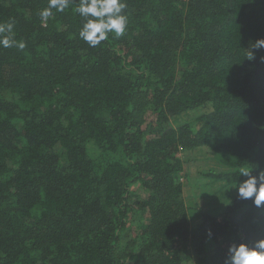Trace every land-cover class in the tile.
I'll use <instances>...</instances> for the list:
<instances>
[{
  "label": "trees",
  "instance_id": "1",
  "mask_svg": "<svg viewBox=\"0 0 264 264\" xmlns=\"http://www.w3.org/2000/svg\"><path fill=\"white\" fill-rule=\"evenodd\" d=\"M47 3L0 0L26 45L0 47V264H222L264 233L231 189L264 169V0H127L96 48L75 0L42 25ZM206 151L227 204L192 222L185 166Z\"/></svg>",
  "mask_w": 264,
  "mask_h": 264
},
{
  "label": "clouds",
  "instance_id": "2",
  "mask_svg": "<svg viewBox=\"0 0 264 264\" xmlns=\"http://www.w3.org/2000/svg\"><path fill=\"white\" fill-rule=\"evenodd\" d=\"M74 0H48L47 6L38 12L42 25L53 18L55 13H64ZM73 12L78 15L82 24L78 32L79 39L89 48H96L114 34V39L124 36L128 30L127 0H75ZM15 21L0 23V47L24 49L25 43L15 38ZM250 49H264V38L250 44ZM249 51V61L254 53ZM264 60V57H262ZM255 172V174H253ZM243 177V179H241ZM235 189L240 200H251L256 208H264V169L240 167L236 173ZM211 238V230L208 232ZM222 264H264V233L255 239L232 242L227 246Z\"/></svg>",
  "mask_w": 264,
  "mask_h": 264
},
{
  "label": "rangeland",
  "instance_id": "3",
  "mask_svg": "<svg viewBox=\"0 0 264 264\" xmlns=\"http://www.w3.org/2000/svg\"><path fill=\"white\" fill-rule=\"evenodd\" d=\"M196 118V113H189L178 120V122L181 120L183 122L192 121ZM214 166L215 161L212 159L209 151H206L204 156L201 155L198 160H193V164H186L185 166V173L191 179V182L189 179L184 180V184L186 203L192 222L197 221L200 212H208L218 216L227 204V201L221 197L223 191L220 192L225 186V183L217 182L209 184L210 181L202 175L205 172H209ZM134 189V192H140L137 187Z\"/></svg>",
  "mask_w": 264,
  "mask_h": 264
}]
</instances>
